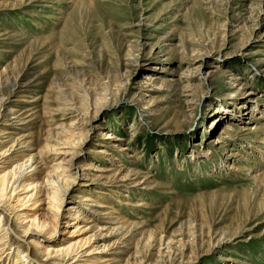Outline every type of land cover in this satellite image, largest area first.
Masks as SVG:
<instances>
[{
  "label": "rangeland",
  "instance_id": "rangeland-1",
  "mask_svg": "<svg viewBox=\"0 0 264 264\" xmlns=\"http://www.w3.org/2000/svg\"><path fill=\"white\" fill-rule=\"evenodd\" d=\"M15 80L0 264H264V0H0Z\"/></svg>",
  "mask_w": 264,
  "mask_h": 264
},
{
  "label": "bare ground",
  "instance_id": "bare-ground-1",
  "mask_svg": "<svg viewBox=\"0 0 264 264\" xmlns=\"http://www.w3.org/2000/svg\"><path fill=\"white\" fill-rule=\"evenodd\" d=\"M25 73V72H24ZM12 82V81H11ZM11 84V83H10ZM9 85V84H8ZM28 85V81H24V80H21L20 82L18 80H15L13 81V84L11 86H9V92H7V94H3L1 93L0 94V119L3 120L4 122H14L15 125L17 124H21L22 121H25L26 120V116L25 113L22 112V109L19 108V106L17 105H12L10 106V103L8 101L9 99V96L11 93H13V91H18V93L20 92H23V91H20L21 89L25 88L26 86ZM7 95V96H6ZM31 117V116H30ZM29 118V117H28ZM8 120V121H7ZM2 121V122H3ZM17 123V124H16ZM15 129V128H14ZM27 146V145H26ZM75 155H72V158L74 157ZM41 164L40 162V159H39V154H28L26 160L20 165V172H19V176L18 178H16V174H15V178L17 179L16 182H18L19 178L21 179L20 180V183L21 182H24L22 179H26L28 174L26 173L25 174V170L28 169V168H31L32 171H34L33 173H35L38 169V166ZM40 167V166H39ZM25 168V169H24ZM21 169H24L21 171ZM30 172V171H29ZM21 175V176H20ZM12 178V177H11ZM6 179V178H5ZM10 178H8L9 180ZM4 180V179H3ZM125 180V179H123ZM121 180V181H123ZM6 182V180H5ZM25 183V182H24ZM23 184V183H22ZM8 186V185H7ZM7 186H3L2 187V190L7 189ZM21 186V185H20ZM1 190V191H2ZM0 191V194H3L5 193V191L3 193H1ZM4 195V194H3ZM2 195V196H3ZM127 203V202H126ZM5 207V206H4ZM116 209L113 207L111 213L115 212ZM110 213V212H109ZM108 214V213H106ZM121 220V219H120ZM111 221V220H110ZM2 222L0 220V227H4L3 225H1ZM140 224V222H139ZM105 256L102 257L105 258ZM110 260L111 259H108V260H105L103 261V264L107 263V264H111L110 263Z\"/></svg>",
  "mask_w": 264,
  "mask_h": 264
}]
</instances>
